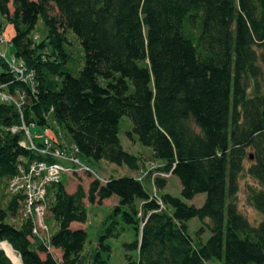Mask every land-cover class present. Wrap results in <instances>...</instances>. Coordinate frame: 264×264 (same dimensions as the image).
<instances>
[{
  "label": "trees",
  "instance_id": "trees-1",
  "mask_svg": "<svg viewBox=\"0 0 264 264\" xmlns=\"http://www.w3.org/2000/svg\"><path fill=\"white\" fill-rule=\"evenodd\" d=\"M39 18L46 36L34 41ZM5 25L14 32L10 54L35 72V85L16 81L0 60V85L25 92L21 112L0 103V181L22 160L41 159L20 146L22 132L10 131L21 122L40 128L53 122L83 160L137 171L139 158L118 139L119 121L127 117L138 143L159 162L157 171L181 186L180 199L161 193V177L152 193L127 177L70 193L60 183L51 186L47 212L57 229L50 244L60 261L31 241L28 220L17 227L7 222L20 208L10 197L0 206V243L21 264H107L110 248L102 240L113 228L100 237V250L84 256L86 233L70 226L86 222L84 201L101 205L111 197L135 234L124 245L128 264H264V0H0V33ZM66 30L83 52L77 77L64 67ZM242 175L256 184L246 198L261 216L256 225L237 209ZM201 194L198 208L182 201ZM192 219L208 221L204 243V227L190 237ZM0 264H12L1 249Z\"/></svg>",
  "mask_w": 264,
  "mask_h": 264
},
{
  "label": "rangeland",
  "instance_id": "rangeland-1",
  "mask_svg": "<svg viewBox=\"0 0 264 264\" xmlns=\"http://www.w3.org/2000/svg\"><path fill=\"white\" fill-rule=\"evenodd\" d=\"M36 1V0H33ZM11 10V7L9 5ZM48 14L50 17H57V10L53 5L48 7ZM46 28L42 22V19L39 18L36 24V28L31 33L32 36H38V41H41L46 36ZM65 44L64 49L67 54V62L65 64V70L72 75L73 77H77L79 71L83 67V52L81 46L79 44V40L77 37L70 31L66 30L64 33ZM14 35L12 27L10 25H5L3 32H1V36L5 40L4 43L0 44V52L5 53L6 57L10 56L11 48H10V39ZM57 83L59 82V77L52 78ZM119 133L118 139L120 144L125 152L128 154L139 158L141 165L137 171H131L125 166H116L104 161H90L83 160L98 176H100L103 180L107 181L108 179H118V178H135L140 179L144 189L147 192L152 193V187L150 182L151 174L157 172L159 168V162L154 160L152 157L151 149L141 146L137 138L134 134L131 133L132 124L131 121L127 117H122L118 124ZM29 133L31 136H35L36 134H41L42 129L40 127H29ZM67 142L69 138L65 137ZM39 138H35V143L39 142ZM252 155L250 151L246 154ZM251 162V159L246 160L244 166L247 168ZM144 172H148V174L144 177L142 175ZM166 181V185L164 189L161 191L163 194H169L173 197L180 199V191L181 186L179 180L176 177L167 176L164 178ZM92 182L90 178L87 176L81 175L77 178L70 179V182H67L66 178H63L60 181V185L64 187V189L68 192L73 191L77 185L82 186L84 191L87 190L88 185ZM6 181H0V206L5 207L10 199L9 195L6 192ZM255 187V182L248 177L247 175H242L239 177V191L237 194L236 205L238 211L250 222L252 225H256L261 219L260 214L253 209L247 202V188ZM205 196L203 194L195 196L190 201H184L187 205H193L195 207H200L204 202ZM52 204V194L51 188H48V194L46 197V212H45V221L48 226L49 232L54 233L57 229L55 223L49 218V213L47 212V208ZM86 207V222L84 224H76L74 223V227L81 228L87 236L85 251L94 255L99 249V239L101 236H105L107 229L113 228L111 232V236L105 237L102 242L104 245L109 246L110 253L108 257L107 264H128L126 260V251L124 249L125 244H130L135 240V234L131 226L126 225L122 219L120 213L114 212V207L117 204V200L115 197H112L108 200H104L101 205L95 204L90 205L86 201H84ZM18 217L16 218H8L7 222L15 225L16 227L19 225L21 218V213L19 210ZM206 220L204 223H201L197 219H192L187 223L188 233L192 239H196V233L202 229L204 232L199 236L200 241L204 243L209 237V231L207 229ZM7 245V244H6ZM8 246V245H7ZM9 247V246H8ZM10 248V247H9ZM11 249V248H10ZM12 250V249H11ZM14 257L19 262V256L12 250ZM43 254V253H41ZM50 254L57 260L58 255L55 253V249H52ZM132 260H135L136 253L129 252ZM6 255V254H5ZM104 256V253L102 254ZM8 257V256H7ZM11 261V260H10ZM12 262V261H11ZM16 263V262H15ZM12 264H14L12 262ZM206 264H221V262L217 259L209 260Z\"/></svg>",
  "mask_w": 264,
  "mask_h": 264
},
{
  "label": "built area",
  "instance_id": "built-area-1",
  "mask_svg": "<svg viewBox=\"0 0 264 264\" xmlns=\"http://www.w3.org/2000/svg\"><path fill=\"white\" fill-rule=\"evenodd\" d=\"M33 40L38 41V36L34 35ZM4 42L0 33V44ZM0 60L7 64L16 81H20L30 88L34 87V71L26 70L11 54L6 57L5 53L0 52ZM24 101V91L20 89L10 91L6 84L0 85V103L11 105L21 112ZM41 129L42 133L35 136H31L29 127H26L23 122L20 126L10 129L12 133L22 132L24 140L20 146L41 159L30 162L22 160L17 165L16 173L7 181L6 192L9 197L17 198L22 220L30 222L31 241L42 246L45 252L50 253L53 249L50 244L52 233L49 232L45 221L48 188L58 185L63 178L70 182V179L81 175L100 184H104L106 181L82 161L77 146L67 142L61 130L53 122ZM35 138L40 139L39 144L35 143ZM147 174L148 172H144L142 177ZM169 175L158 171L151 174V185L156 177L164 179ZM136 180L141 182L140 179Z\"/></svg>",
  "mask_w": 264,
  "mask_h": 264
},
{
  "label": "bare ground",
  "instance_id": "bare-ground-1",
  "mask_svg": "<svg viewBox=\"0 0 264 264\" xmlns=\"http://www.w3.org/2000/svg\"><path fill=\"white\" fill-rule=\"evenodd\" d=\"M0 249L8 256V258L14 263V264H18L17 263V259L14 257L12 250L5 244V243H1L0 244ZM16 262V263H15Z\"/></svg>",
  "mask_w": 264,
  "mask_h": 264
},
{
  "label": "crops",
  "instance_id": "crops-1",
  "mask_svg": "<svg viewBox=\"0 0 264 264\" xmlns=\"http://www.w3.org/2000/svg\"><path fill=\"white\" fill-rule=\"evenodd\" d=\"M68 192V191H67ZM70 192H72V191H70ZM69 192V193H70ZM112 198V197H111ZM70 228L71 229H73V230H78V229H81V228H78V227H74V224H71V226H70ZM82 230V229H81ZM35 246H36V244H35ZM34 246V247H35ZM55 253L58 255V259H57V261H60L61 260V252L59 251V250H55ZM84 256L86 255V256H89L90 254H88V252H86V251H84V254H83ZM39 256L41 257V258H43L44 257V254H39ZM54 258V257H53ZM18 264H21V262H20V259H19V262H18Z\"/></svg>",
  "mask_w": 264,
  "mask_h": 264
},
{
  "label": "water",
  "instance_id": "water-1",
  "mask_svg": "<svg viewBox=\"0 0 264 264\" xmlns=\"http://www.w3.org/2000/svg\"><path fill=\"white\" fill-rule=\"evenodd\" d=\"M7 256V255H6Z\"/></svg>",
  "mask_w": 264,
  "mask_h": 264
}]
</instances>
